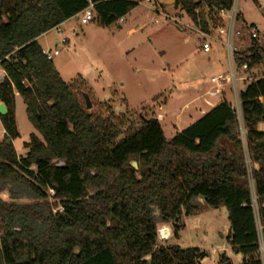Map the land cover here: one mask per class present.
I'll return each instance as SVG.
<instances>
[{
  "label": "trees",
  "instance_id": "1",
  "mask_svg": "<svg viewBox=\"0 0 264 264\" xmlns=\"http://www.w3.org/2000/svg\"><path fill=\"white\" fill-rule=\"evenodd\" d=\"M94 3L93 21L118 23L140 0H0V264H203L199 247L159 242L205 208L228 211L227 239L262 264L239 123L231 101L168 139L157 117L138 126L110 107L88 110L81 84L63 79L39 37ZM233 0H176L194 26L211 32ZM236 64L264 72V41L252 38ZM252 75V74H251ZM244 80V125L258 200L264 203V76ZM36 132L18 154L16 95ZM11 140V143L8 141ZM137 162L138 168L133 166ZM7 194L8 199L2 197ZM202 199L203 201H201ZM264 221V208L261 207ZM230 261L226 255L220 264Z\"/></svg>",
  "mask_w": 264,
  "mask_h": 264
},
{
  "label": "rangeland",
  "instance_id": "2",
  "mask_svg": "<svg viewBox=\"0 0 264 264\" xmlns=\"http://www.w3.org/2000/svg\"><path fill=\"white\" fill-rule=\"evenodd\" d=\"M164 1L144 0L126 16V20L108 27L95 21L83 24L74 17L62 28L67 43L61 42L62 36L54 29L42 36L40 42L45 48L54 49L58 41L60 54L53 59L55 67L65 81L77 80L81 84L82 92L90 95L92 109L99 110L103 106L104 112H109L110 107L116 115H123L135 126L142 118L161 115L159 120L170 139L200 118L198 105L209 111L221 102L223 96L211 97L207 94L209 89L225 87V98L229 101L232 95L229 85L211 83L213 75L230 68L228 60L222 57L221 47L214 43L210 52L203 51L200 35L192 28L188 15L175 6L176 1L172 0L168 5ZM239 9L248 24L239 19L237 30L241 32L235 35L234 42L243 50L252 39L248 25L258 26L264 41V0H240ZM164 12L170 17L167 18ZM263 74L259 69L248 76L254 78ZM239 86L245 87L243 81H239ZM196 97L199 98L194 100ZM15 115L20 136L13 144L21 155L26 151L24 143L37 132L28 119L26 105L19 93ZM178 115L180 120L176 121ZM258 129L264 130V123H260ZM3 136L0 120V141ZM249 156L253 168H257L251 152ZM2 197L9 198L7 194ZM183 220L185 227L180 236L173 235L166 244L199 247L208 254L203 264H220L222 255H226L232 264L243 261L244 255L234 252L227 239L229 220L225 207H207L199 215Z\"/></svg>",
  "mask_w": 264,
  "mask_h": 264
},
{
  "label": "built area",
  "instance_id": "3",
  "mask_svg": "<svg viewBox=\"0 0 264 264\" xmlns=\"http://www.w3.org/2000/svg\"><path fill=\"white\" fill-rule=\"evenodd\" d=\"M144 0H140V3ZM148 2H158V0H145ZM240 0H233L232 6L229 9H223L219 11V24L211 30V32L203 31L198 27H193V29L200 35L201 48L205 52H210L213 48L214 43L221 44L224 48L225 58L229 62V70L227 72H221L219 74L213 75L211 77V83L217 85H229V91L231 92L232 99L231 103L237 114V119L240 128V137L242 141V146L244 150L245 163L247 167L248 183L250 188L252 208L256 217L257 224V244H258V256L262 264H264V221L261 217V207L264 208V203L260 204L258 200L256 184L254 179V168L252 165L251 158L249 156V145L247 138V130L244 125L243 112H242V100H241V87L239 86V81H244L250 79L249 73L246 71L248 69V64L245 63L242 67L236 64L235 52L237 47L235 46V35L239 34L241 31L237 30V24L240 19ZM166 15V14H165ZM95 17L94 3L90 1V5L85 8L81 14H79V20L83 24H88L93 21ZM169 18V15H166ZM124 17L120 19L123 22ZM64 23L56 26V30L59 36H62L61 42L67 43L68 38L63 37V26ZM251 33V38L260 37V29L258 26L252 24L247 26ZM43 53L46 55L48 60H53L55 56L60 54L58 48H43ZM264 76V74L262 75ZM4 77V74L0 76V79ZM211 97L223 95L222 91L218 88H213L207 92ZM158 119H162L159 115ZM203 201L202 199H200ZM158 240L159 242H166L173 235L174 231L170 224H159L157 228Z\"/></svg>",
  "mask_w": 264,
  "mask_h": 264
},
{
  "label": "crops",
  "instance_id": "4",
  "mask_svg": "<svg viewBox=\"0 0 264 264\" xmlns=\"http://www.w3.org/2000/svg\"><path fill=\"white\" fill-rule=\"evenodd\" d=\"M158 1H159V0H158ZM166 1H167V0H165L164 3H165V5H168V4H166ZM162 8H164V7H162ZM163 10H164V9H163ZM162 12H163V11H162ZM164 13H165V12H164ZM165 14H166V13H165ZM166 15H168V14H166ZM73 18H74V17H73ZM75 18L79 19V15L75 16ZM124 19L126 20V16L124 17ZM240 19H243V20H244V15H243L242 12H240ZM69 20H70V19H69ZM69 20H68V21H69ZM68 21L64 22L62 28L67 24ZM243 22H244L245 24H248L246 20H244ZM191 23H192V21H191ZM192 25H193V27H195L193 23H192ZM187 26L189 27L188 24H186V27H187ZM193 27H192V28H193ZM119 28H122L121 25H119ZM50 31H51V30H50ZM50 31H49V32H50ZM131 31H135V29H132ZM49 32L43 34L42 36H45V35L48 34ZM42 36L39 37V39H38L39 42H40V38H41ZM40 44H41L42 48H45L41 42H40ZM58 44H59V43H58V41L56 40V48H57ZM218 46L221 47V49H222V57L225 58V53H224V48H223V46H222L221 44H218ZM48 48H50V47H48ZM212 49H213V48H212ZM237 49H238V50H242V49H240V48H238V47H237ZM3 74H4V72L1 70V72H0V76L3 75ZM211 89H213V88H211ZM211 89H209V90H211ZM220 90L222 91V93H224L223 95L221 94V95L223 96L222 100H223V99H226V98H225V95H226V88H225V87H222ZM198 98H199V97H196L194 100H197ZM222 100H221V101H222ZM218 104H219V103H218ZM216 106H217V105H216ZM216 106H215V107H216ZM197 107H198L197 109L200 111V114H201L200 118H201L204 114H206L207 112H209V111L211 110V109H209V111H207V110H205V109L203 110L202 107H201V105H198ZM213 108H214V107H213ZM213 108H212V109H213ZM198 119H199V118H198ZM198 119H197V120H198ZM179 120H180V117H179V115H178V116L176 117V121H179ZM194 122H195V121H194ZM4 132H5V131H4Z\"/></svg>",
  "mask_w": 264,
  "mask_h": 264
},
{
  "label": "water",
  "instance_id": "5",
  "mask_svg": "<svg viewBox=\"0 0 264 264\" xmlns=\"http://www.w3.org/2000/svg\"><path fill=\"white\" fill-rule=\"evenodd\" d=\"M176 1V0H173ZM170 2H172V0H167L166 4H169ZM83 97L85 99V103H86V108L88 110H91L93 107V103L92 100L90 98V95L88 93H83ZM8 112V109L6 107V105L4 103H0V115H4ZM8 143H11V140L8 141ZM133 166L135 168H138V164L137 162H133ZM225 264H232L230 261L226 262Z\"/></svg>",
  "mask_w": 264,
  "mask_h": 264
}]
</instances>
